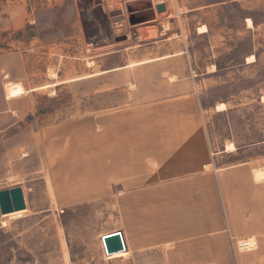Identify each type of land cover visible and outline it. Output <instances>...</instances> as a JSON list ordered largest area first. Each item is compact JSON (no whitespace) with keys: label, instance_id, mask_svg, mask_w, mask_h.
<instances>
[{"label":"rangeland","instance_id":"374dc122","mask_svg":"<svg viewBox=\"0 0 264 264\" xmlns=\"http://www.w3.org/2000/svg\"><path fill=\"white\" fill-rule=\"evenodd\" d=\"M129 1L133 0H0V54L32 41V46H43L39 50L45 53L34 58L30 85L47 84L28 95L35 133L17 139L20 148L0 150V190L24 187L26 204L21 211L0 213V264H171L178 260L169 253L171 244L113 262L100 258L89 234L119 225L108 209L110 203L105 198L77 206L59 202L53 170L42 160L44 150L56 146L53 140L42 142L37 129L43 125L91 120L171 93L161 71L164 67L182 70L186 64L182 59L129 66L128 73L108 80L105 75L91 77L126 61L127 50L183 36L200 84L210 157L220 166L264 153V0H156L155 17L135 24L129 22ZM158 3L165 4L164 11H156ZM167 42L155 50L179 47ZM210 70L215 73L205 74ZM229 143L236 150L220 152ZM244 241L250 240H239L240 249L254 246H240ZM123 255L121 251L111 257Z\"/></svg>","mask_w":264,"mask_h":264},{"label":"crops","instance_id":"0c3cea01","mask_svg":"<svg viewBox=\"0 0 264 264\" xmlns=\"http://www.w3.org/2000/svg\"><path fill=\"white\" fill-rule=\"evenodd\" d=\"M182 37L127 50L126 61L91 74L108 80L128 73L129 66L182 59L186 62L182 70L161 71L171 93L91 120L43 125L37 129L42 142L53 140L56 146L53 151L45 149L42 160L53 170L59 202L77 206L105 198L110 203L108 209L119 225L89 234L100 258L113 262L171 244L169 253L178 257L171 264H264V153L220 166L210 157L200 84ZM169 40L179 47L155 50ZM32 43L0 54V150L20 148L15 141L35 133L28 95L47 84L30 85L34 58L45 53L39 50L43 46ZM220 152L230 153L225 148ZM117 230L125 255L106 256L101 237ZM246 239L250 241L240 246H254L240 249L239 240Z\"/></svg>","mask_w":264,"mask_h":264},{"label":"water","instance_id":"95a60500","mask_svg":"<svg viewBox=\"0 0 264 264\" xmlns=\"http://www.w3.org/2000/svg\"><path fill=\"white\" fill-rule=\"evenodd\" d=\"M130 24L153 19L155 12L151 0H133L126 3ZM157 12L165 10L164 3L155 5ZM26 208L21 186L0 190V213L3 215L21 211ZM103 247L106 254L125 250L121 231L117 230L103 235Z\"/></svg>","mask_w":264,"mask_h":264},{"label":"bare ground","instance_id":"6f19581e","mask_svg":"<svg viewBox=\"0 0 264 264\" xmlns=\"http://www.w3.org/2000/svg\"><path fill=\"white\" fill-rule=\"evenodd\" d=\"M152 1V5L154 6V4L156 3V0H151ZM154 8V7H153ZM251 23V22H250ZM203 29V28H202ZM201 30V29H200ZM206 30H202L201 32H205ZM249 57H252V56H249ZM219 107V106H218ZM224 110V109H223ZM235 149L234 145L232 143H229L226 147H225V151L226 152H230V151H233ZM102 241V239H101ZM103 242V241H102ZM124 251V250H123ZM121 252V251H119ZM116 253V252H115ZM114 254V253H112ZM111 255V254H110ZM109 256V254H108Z\"/></svg>","mask_w":264,"mask_h":264},{"label":"built area","instance_id":"2783aa9c","mask_svg":"<svg viewBox=\"0 0 264 264\" xmlns=\"http://www.w3.org/2000/svg\"><path fill=\"white\" fill-rule=\"evenodd\" d=\"M101 239H102V241H103V236L101 237ZM102 244H103V242H102ZM105 255L108 256V254H106V253H105Z\"/></svg>","mask_w":264,"mask_h":264}]
</instances>
